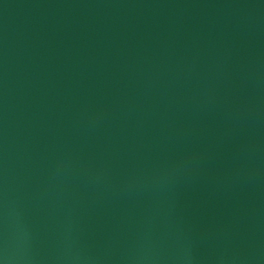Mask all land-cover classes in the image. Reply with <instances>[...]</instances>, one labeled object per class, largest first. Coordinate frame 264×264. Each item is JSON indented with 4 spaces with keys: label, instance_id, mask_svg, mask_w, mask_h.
I'll return each instance as SVG.
<instances>
[{
    "label": "water",
    "instance_id": "obj_1",
    "mask_svg": "<svg viewBox=\"0 0 264 264\" xmlns=\"http://www.w3.org/2000/svg\"><path fill=\"white\" fill-rule=\"evenodd\" d=\"M0 264H264V0H0Z\"/></svg>",
    "mask_w": 264,
    "mask_h": 264
}]
</instances>
